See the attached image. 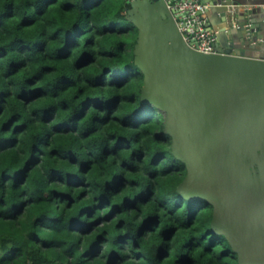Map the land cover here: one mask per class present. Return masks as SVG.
<instances>
[{"label": "trees", "instance_id": "trees-1", "mask_svg": "<svg viewBox=\"0 0 264 264\" xmlns=\"http://www.w3.org/2000/svg\"><path fill=\"white\" fill-rule=\"evenodd\" d=\"M13 7L6 5L0 12V27L18 33L8 41L0 38V60H8L6 75L24 81L27 88L15 98L0 89V117L5 112L10 113L0 123V128L12 133L0 137V187L11 180V189L0 195V207L8 206L0 212V239L7 237L17 242L4 251L0 260L7 264H29V261L31 264H56L60 258L57 249L77 234L82 238L79 241L83 248L80 264H129L130 261L144 264L146 252L152 253L154 264H238L237 254L225 237L211 229L212 206L200 199H186L176 190L186 169L171 153V137L163 125L164 113L140 99L143 74L134 64L137 29L127 19L129 0H81L79 4L74 0H41L35 17L48 20L46 28L49 31L44 39H41L42 30L36 27L38 19L31 14L14 26L9 25L15 15ZM46 51L51 52L52 59L38 68L43 76L52 78L54 89L63 97L61 111L77 105L67 118H60L58 111L46 104L45 91L37 86V74L26 75L25 61L11 58L13 54L32 58ZM78 70L86 73L85 88L77 87L68 74ZM17 101L39 102L41 123L51 124L52 133L38 136L28 130L18 114L11 111ZM90 111L105 115L90 117L93 123L85 138H96L98 129L107 128L115 142L111 147L97 142L99 156L80 160L69 147L71 134ZM135 129L149 133L144 139L152 149L151 165H157L164 158L169 160L166 169L150 173L148 179L155 183L162 196L170 192L175 194L174 211L168 210L166 215L179 214L180 221L176 224H166L164 215L153 210V187L145 185L136 175V163L145 159V153L133 149L134 141L127 133ZM26 132L30 139L25 140V158L22 165L17 166L19 160L14 149L18 138ZM114 155L120 156L123 173L112 170L109 158ZM77 164L79 174L68 170ZM41 165L46 168L48 182L62 187L50 189L47 198L35 195L27 200L16 199L13 193L25 184L39 191L41 177L37 170ZM85 176H91L103 187L94 198L97 201L94 204L83 203L84 191L74 198L62 190L83 189ZM133 188L140 190L127 194ZM55 203L64 205L65 227L59 233L63 239H48L41 232L31 230L37 226L55 230L60 221L55 214ZM104 208L108 211L97 215ZM137 209L142 219L134 233L120 232L129 223L126 214ZM16 223L27 231V246L22 245L21 232L14 229ZM34 245H38L36 251L31 250ZM126 248L131 249L130 256L121 255ZM63 254L75 255V251L69 246L63 249Z\"/></svg>", "mask_w": 264, "mask_h": 264}, {"label": "water", "instance_id": "water-1", "mask_svg": "<svg viewBox=\"0 0 264 264\" xmlns=\"http://www.w3.org/2000/svg\"><path fill=\"white\" fill-rule=\"evenodd\" d=\"M218 1L206 12L231 26L205 53L184 40L165 0H129L140 99L164 113L171 153L186 169L177 192L212 206L211 229L238 264H264V43L252 9Z\"/></svg>", "mask_w": 264, "mask_h": 264}, {"label": "clouds", "instance_id": "clouds-1", "mask_svg": "<svg viewBox=\"0 0 264 264\" xmlns=\"http://www.w3.org/2000/svg\"><path fill=\"white\" fill-rule=\"evenodd\" d=\"M41 0H26L25 3H20L19 0H0V12H3L5 10V6L12 4L14 5L13 11L15 13L13 20L9 21L10 26H14L18 23L20 19H22L26 15H32L34 18L38 19L37 29L38 31H41V39L46 38L45 33L49 31L46 28V25L48 23V20L46 17L40 18L35 17V10L39 6ZM75 3L79 4L81 0H74ZM13 34L18 33H10L8 30H6L3 27H0V38H2L4 41H8L12 38ZM12 59H22L25 61V72L26 75L31 76L34 73L37 74V78L39 79L38 87L43 89L45 91V102L47 105L53 106L59 113L60 118H67L70 116V114L76 110L77 105H73L71 108H67L66 110L61 111V109L64 107L62 104L63 97L59 94L57 90L54 89V81L51 77L43 76L42 72L39 70L38 66L41 63H48L52 59V55L50 51H46L44 54L32 58H28L26 56L21 55H15L13 54L11 56ZM36 65L37 67H34ZM99 67V65L97 66ZM8 70V60H0V89L6 90L11 97L15 98L19 92L22 89H26L27 85L24 81L16 80L11 77H8L6 75ZM102 70V69H101ZM71 76V79L76 84L77 87L85 88L87 87V77L86 73L82 70L78 71H72L68 73ZM75 92V88L72 90ZM39 102L37 104H30V103H24L22 101H17L15 106L12 108V112H15L19 116L20 122L24 123L28 130L34 132L36 135H43L45 133L51 134L52 133V125L51 124H44L41 123V113L38 111ZM10 113L5 112L2 117H0V123H2L3 120H6L8 118V115ZM105 115L104 112L100 111H90L88 117L85 118V120L80 121L77 129L73 131L71 134V144L69 147L72 148L74 152H76L79 156L80 160L85 159H93L94 156H99L100 149L97 147V142H104V146L111 147V145L115 142L112 137L108 135L107 128H100L97 130V137L96 138H85V135L89 129V127L92 125L93 121L90 119V117L97 116V117H103ZM129 137L132 141H134L133 149L140 150L145 153V159L142 162L136 163V175L141 177L144 181L145 185H151L154 190V196L152 201V207L153 210L157 214L164 215L165 217V223H172L176 224L180 221L179 214H176L172 217H167L166 213L168 210L174 211V199L175 194L170 192L165 196H162L159 190L157 189L155 183L153 181H150L148 179V176L152 172L159 173L162 170L166 169L169 165V160L167 158L162 159L157 165L153 166L149 163L152 156V149L149 146V143L144 137L149 136V133H147L143 129H135L130 130L128 133ZM12 133L4 132L2 128H0V137L3 136H10ZM26 138L30 139V137L27 136V132L24 135H21L18 138V143L16 145V148L14 149V153L16 154V158L19 160V165H22L23 159L25 158L24 152L26 151ZM44 151L47 153L48 149H44ZM127 155L126 153L124 154ZM110 162L112 163V170L115 172H124V169L120 167L121 165V159L120 156H112L109 158ZM78 167L79 165L71 166L68 170L72 171L74 173H78ZM95 172V169L93 170ZM38 174L41 177V183L39 185V191H34L28 184L23 185L21 188L17 189L13 196L16 199L20 200H27L29 196H35L39 195L44 198H47L50 195V189L55 187H62L61 185L57 183H49L48 182V174L46 171V168L44 165H41L40 168L37 170ZM84 179L86 180V186L83 189H67L62 188L64 191H68L70 195H72L74 198H78V194L80 191H84L86 193L83 203L85 204H94L97 201L94 199L99 195L100 192L103 191V187L101 184L95 183L92 180L91 176H85ZM11 189V180L7 182V184L3 185V187H0V195H3L6 190ZM140 188H133L130 189L127 194H131L132 192L139 191ZM163 201L164 204V211L161 212V202ZM7 205L5 204L3 207H0V212H4L7 209ZM54 207L57 209V212L55 213L60 217V221L57 224V227L55 230L49 229L47 226H45L43 229H41L39 226L36 228L31 229L32 231H39L41 232L45 238L48 239H63L62 236L59 235V233L64 229L65 222H64V215H63V204L55 203ZM108 211L107 208H104L103 210L97 212V215H103L104 212ZM121 217H117V219H120ZM127 221L129 222L124 227L120 229V232H132L134 233L135 226L140 222V219H142V216L140 215L139 209H137L135 212H128L126 214ZM115 221H113V224ZM15 230H19L24 237L22 241L23 246H27V231L21 228V225L19 223H16L14 225ZM82 240L81 237H79L77 234H73L68 242V244L63 245L62 247L57 249V256L60 257L56 260V264H80V253L83 251V248L79 246V241ZM17 242L15 239H9L7 237L0 239V257L3 256L4 251L16 245ZM71 246V248L75 251V255H64L63 249ZM38 249V245L32 246V251H36ZM121 255L130 256L131 255V249L126 248ZM0 264H7V262L0 260ZM29 264H31V261H29ZM129 264H136V262H129ZM144 264H154L152 259V253L146 252L145 254V262Z\"/></svg>", "mask_w": 264, "mask_h": 264}, {"label": "built area", "instance_id": "built-area-1", "mask_svg": "<svg viewBox=\"0 0 264 264\" xmlns=\"http://www.w3.org/2000/svg\"><path fill=\"white\" fill-rule=\"evenodd\" d=\"M172 16L182 33L184 40L194 49L210 53L217 40V32L211 30L205 22L204 14L210 3L202 0H165ZM215 3L214 6H220ZM264 43V38L259 39Z\"/></svg>", "mask_w": 264, "mask_h": 264}, {"label": "crops", "instance_id": "crops-1", "mask_svg": "<svg viewBox=\"0 0 264 264\" xmlns=\"http://www.w3.org/2000/svg\"><path fill=\"white\" fill-rule=\"evenodd\" d=\"M205 1H207L208 3H210L211 1H215L213 4L219 2L218 0H205ZM239 1L244 4L245 8L252 9L254 11L251 17L252 19L251 26L253 27V32L257 34V41L259 42V39L264 38V0H239ZM204 19L206 25L211 30L217 32V38L220 31H222L220 37L225 38L231 26L229 20L227 19L226 21L223 20L218 15V13L210 14L208 12H205Z\"/></svg>", "mask_w": 264, "mask_h": 264}]
</instances>
